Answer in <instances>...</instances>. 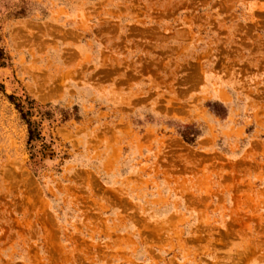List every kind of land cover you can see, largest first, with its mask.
<instances>
[{
	"label": "rangeland",
	"instance_id": "374dc122",
	"mask_svg": "<svg viewBox=\"0 0 264 264\" xmlns=\"http://www.w3.org/2000/svg\"><path fill=\"white\" fill-rule=\"evenodd\" d=\"M0 264H264V0H0Z\"/></svg>",
	"mask_w": 264,
	"mask_h": 264
}]
</instances>
